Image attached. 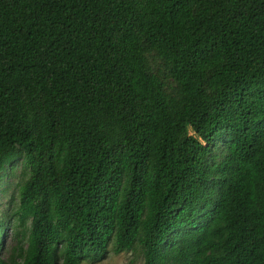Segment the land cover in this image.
I'll list each match as a JSON object with an SVG mask.
<instances>
[{
  "label": "trees",
  "instance_id": "obj_1",
  "mask_svg": "<svg viewBox=\"0 0 264 264\" xmlns=\"http://www.w3.org/2000/svg\"><path fill=\"white\" fill-rule=\"evenodd\" d=\"M19 161L0 264H264V0H0Z\"/></svg>",
  "mask_w": 264,
  "mask_h": 264
},
{
  "label": "rangeland",
  "instance_id": "obj_2",
  "mask_svg": "<svg viewBox=\"0 0 264 264\" xmlns=\"http://www.w3.org/2000/svg\"><path fill=\"white\" fill-rule=\"evenodd\" d=\"M26 176L27 170L21 161L7 167L0 175V221L5 219L6 225L3 227L0 259L4 262L9 261L15 247V231L22 230L21 227H17L16 213L19 205V187ZM82 264H143V259L139 254L110 252L100 261H84Z\"/></svg>",
  "mask_w": 264,
  "mask_h": 264
}]
</instances>
